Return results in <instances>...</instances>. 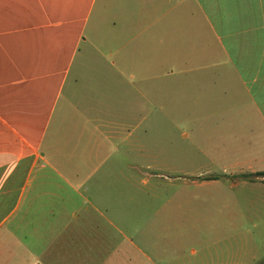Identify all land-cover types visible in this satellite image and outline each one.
<instances>
[{
  "label": "crops",
  "instance_id": "crops-1",
  "mask_svg": "<svg viewBox=\"0 0 264 264\" xmlns=\"http://www.w3.org/2000/svg\"><path fill=\"white\" fill-rule=\"evenodd\" d=\"M161 120L264 185V0H0V264H132L92 259L74 209L49 227V199Z\"/></svg>",
  "mask_w": 264,
  "mask_h": 264
},
{
  "label": "rangeland",
  "instance_id": "rangeland-1",
  "mask_svg": "<svg viewBox=\"0 0 264 264\" xmlns=\"http://www.w3.org/2000/svg\"><path fill=\"white\" fill-rule=\"evenodd\" d=\"M150 122L137 137L143 149L135 151V136L129 137L118 151L120 161L80 185V194L62 184L64 203L49 199L57 213L49 214V227L74 222L67 216L71 209L78 221L99 223L101 231L90 233L97 262L109 255L132 264L264 262V185L246 180L215 153L201 152L198 123L178 127L185 121L161 120L153 137Z\"/></svg>",
  "mask_w": 264,
  "mask_h": 264
},
{
  "label": "trees",
  "instance_id": "trees-1",
  "mask_svg": "<svg viewBox=\"0 0 264 264\" xmlns=\"http://www.w3.org/2000/svg\"><path fill=\"white\" fill-rule=\"evenodd\" d=\"M261 175H264V173H260Z\"/></svg>",
  "mask_w": 264,
  "mask_h": 264
}]
</instances>
